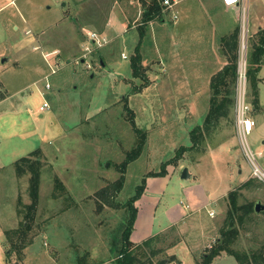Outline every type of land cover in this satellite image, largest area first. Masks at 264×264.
<instances>
[{
  "label": "rangeland",
  "instance_id": "rangeland-1",
  "mask_svg": "<svg viewBox=\"0 0 264 264\" xmlns=\"http://www.w3.org/2000/svg\"><path fill=\"white\" fill-rule=\"evenodd\" d=\"M133 7L130 0H0V100L4 99L0 103V264H7L5 232L17 229L22 219L18 203L31 202L30 176L19 178L15 163L38 149L43 162L37 211L41 230L23 264H78L79 259L115 264L110 261L115 257L113 249L120 245L128 217L124 205L148 173L160 171L182 148L188 149L182 158L167 166L176 175L146 179L150 188L146 201L161 219L192 192L196 200L208 201L215 216L203 210L160 235L163 239L155 249L164 254L154 261L182 243L191 249L175 250L180 263L197 264L220 236L229 210L227 195L243 184L237 170L242 166L245 175L251 170L239 142L234 144L235 115L221 120L205 140L189 148L191 131L203 125L209 110L211 91L207 85L201 88L198 109L183 105L180 79L165 80L150 36L141 39L144 27L141 20L135 21ZM90 33L105 38L106 44L97 48L91 43L93 54L85 56ZM140 42L143 80L133 77L131 69ZM247 90L250 101L248 80ZM45 102L49 108L40 112ZM136 128L146 134V143L140 157L124 167L128 153L138 145ZM262 138L264 126L256 123L248 137L252 151L259 153ZM222 144L229 146L219 162L231 159L229 172L209 154ZM185 168L192 177L183 180ZM56 179L64 190L56 188ZM247 181L252 183L240 191L239 204L264 205V183L251 172ZM104 188L111 190L108 201L97 195ZM238 227L234 250L260 259L264 213H255ZM212 264L239 263L226 255Z\"/></svg>",
  "mask_w": 264,
  "mask_h": 264
},
{
  "label": "trees",
  "instance_id": "trees-1",
  "mask_svg": "<svg viewBox=\"0 0 264 264\" xmlns=\"http://www.w3.org/2000/svg\"><path fill=\"white\" fill-rule=\"evenodd\" d=\"M140 2L143 7V17L141 19L143 24L163 17L164 0H140ZM140 45L141 42L137 46L134 56L131 59V69L133 77L143 80L145 69L142 64L143 59L140 52ZM224 50L227 55V64L211 78L209 110L204 118L203 125L191 131L190 138L192 145L189 148L197 147V145L209 135L211 129L219 126L221 120L227 119L234 114L240 60L239 27L224 40ZM263 65L264 29L258 31L248 42L247 80L250 84V102L255 110H261L259 102V84L261 82L259 79V72ZM126 109L128 113H131V115L133 114L128 107H126ZM130 117L132 124H134L133 115ZM135 130L139 134L138 145L133 151L128 153L126 161L123 164L124 167L140 157L146 143V134L138 128ZM187 150L186 148L177 150L175 157L164 163L160 171L148 173L142 180V184L137 187L136 194L124 205L128 217L121 233L120 245L118 249H113L115 253V264H158V262L164 258L170 262L176 260L175 256L164 255L156 262L154 261L155 258L164 254L162 251L155 249V245L160 243L163 236L158 235L151 237L140 245L132 243L130 236L133 232L138 214L135 204L145 192L146 179L166 176L168 174L167 166L170 164L175 165ZM42 168L41 149L32 152L28 157L21 158L15 163L16 174L19 178L25 175L30 176L29 196L31 202L25 205L19 201L17 212L22 218L19 227L5 232L4 246L6 248L7 264H23L26 259L28 248L34 243L38 235L37 231L41 230L37 223V211ZM251 183V181H247L241 184L238 189L228 193L227 201L229 210L227 213V221L220 229V236L216 239L215 244L211 246L207 252L203 253L201 261L197 262V264H212L216 259L226 255L234 257L239 264H264V252L259 256L260 259H257L255 255L250 257L247 253H239L234 250V246L238 242L240 236L238 225L243 226L245 222H250L251 216L255 215L254 203L239 204V200L242 197L240 191L248 189ZM118 187V190H120L121 183L118 184ZM56 188L64 190V186L58 179H56ZM109 191H111L109 188H104L99 191L97 195L100 199L108 201L111 199V197L108 196L111 193H109ZM112 198L114 199L115 197ZM102 204L103 203H100L98 207L101 208ZM78 264L87 263L79 259Z\"/></svg>",
  "mask_w": 264,
  "mask_h": 264
},
{
  "label": "crops",
  "instance_id": "crops-1",
  "mask_svg": "<svg viewBox=\"0 0 264 264\" xmlns=\"http://www.w3.org/2000/svg\"><path fill=\"white\" fill-rule=\"evenodd\" d=\"M130 4L134 6L133 8L136 11L135 21L141 20L143 7L140 0H130ZM163 12V17L160 19H155L147 24H143L141 21L140 25L144 27L141 39L150 36L152 44L160 55L156 60L161 61L165 80L178 77L182 93L185 94L183 105H186L187 109L196 110L198 109L197 103L200 94L203 92L201 88L203 89L207 85V90H210L211 78L227 64L224 40L237 27L241 29L244 20L248 40L256 35L258 31L264 29V0H177V4L173 9L165 11L164 7ZM174 13L177 14V19H173ZM138 35L136 31L134 36ZM142 45L141 43V47ZM259 79L261 80L259 84L261 110L253 108L252 114L256 123L264 126V65L259 72ZM188 95L192 96L188 97ZM3 101L4 99L0 100V103ZM206 109H209V106ZM234 144H238L237 137ZM228 146L229 144H222L217 150H211L209 154H211L213 160L229 172L231 159H227L225 163L219 162V158L223 154H227ZM258 149L259 153L263 155L264 163V138L261 139V145ZM232 157L234 158V155ZM247 170L246 175L242 166L237 170L241 183L246 182L248 174L251 172L249 168ZM167 171L166 176L151 178V180H165L171 178L172 175H176L173 168L172 170L167 169ZM191 177L192 175L189 173V178ZM149 192L148 184L142 197L136 202L138 215L130 236L131 242L135 245H140L151 237L168 233L174 227L186 221L191 215L200 214L203 210H206L209 216L210 213H214L210 217L215 216L214 209L209 208L210 204L207 200H196L195 194L189 192L186 197L184 195L180 198L176 206H172L168 212L163 213L160 219L156 215V209L146 201L149 198ZM203 193H205L204 189ZM226 195L227 193L221 199ZM174 209L175 211H173ZM172 249L174 250L173 253H167V255L175 256L176 260L173 263L181 264L178 253L181 252V249H191V247L186 245L183 247V244L180 243ZM175 250H178V253ZM28 255L27 250L26 259ZM184 257L187 256L184 255ZM110 261H115V258ZM107 263L109 261L102 264ZM168 263L171 262L169 260L164 261V264Z\"/></svg>",
  "mask_w": 264,
  "mask_h": 264
},
{
  "label": "built area",
  "instance_id": "built-area-1",
  "mask_svg": "<svg viewBox=\"0 0 264 264\" xmlns=\"http://www.w3.org/2000/svg\"><path fill=\"white\" fill-rule=\"evenodd\" d=\"M176 4L177 0H164L163 2L165 11L173 9ZM173 18L177 19V16L174 15ZM247 40V30L244 20L240 29V69L238 68V82L236 88V102L234 108L235 129L239 146L241 147L242 153L251 167L252 176L258 179L260 182L264 183V168H262L260 164V162H263V155L262 153H256L252 151L248 142V137L251 135L253 128L256 126V122L251 116L253 106L248 99L249 97L247 90ZM89 43L90 47L87 46L84 49L87 53L85 56H91L93 54V50L91 49L92 44L97 46V48H102L103 45L106 44V40L103 37L100 38L95 33H90ZM123 58L126 59L127 57L123 55ZM88 68H90V66ZM52 72L54 73L55 71L53 70ZM46 89H50V84H46ZM48 108L49 105L45 102L40 107V112H45ZM213 215L214 213H210V216Z\"/></svg>",
  "mask_w": 264,
  "mask_h": 264
},
{
  "label": "water",
  "instance_id": "water-1",
  "mask_svg": "<svg viewBox=\"0 0 264 264\" xmlns=\"http://www.w3.org/2000/svg\"><path fill=\"white\" fill-rule=\"evenodd\" d=\"M6 61V59H2V63H4ZM181 178L183 180H186L189 178V172H188V169L185 168L183 169L182 171V175H181ZM254 211L256 214H261V213H264V205L259 201L255 204L254 206ZM160 264H164V262L160 263Z\"/></svg>",
  "mask_w": 264,
  "mask_h": 264
}]
</instances>
